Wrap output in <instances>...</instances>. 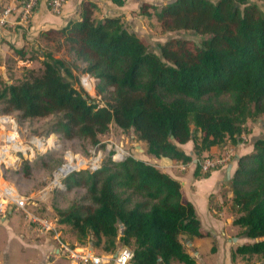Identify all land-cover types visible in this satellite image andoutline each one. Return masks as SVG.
Instances as JSON below:
<instances>
[{"label":"trees","instance_id":"16d2710c","mask_svg":"<svg viewBox=\"0 0 264 264\" xmlns=\"http://www.w3.org/2000/svg\"><path fill=\"white\" fill-rule=\"evenodd\" d=\"M108 1L122 7L126 0ZM141 8L143 16L154 11L163 33L191 31L203 39L199 44L169 39L157 46V55L120 16L95 19L96 4L82 1L78 20L39 36L61 41L82 64V73L95 79L99 100L82 87L77 91L72 65L46 53L41 69L26 70L22 80L8 85L0 79L1 114L15 113L22 120L54 117L47 134L91 146L114 125L132 131L146 155L181 164L202 154L213 157V148L241 144V134L249 132L247 120L264 115V12L247 0H174ZM11 50L29 60L24 49ZM189 141L191 155L180 148ZM22 165L28 177L30 168L26 161ZM229 183L233 225L250 240L235 254L264 259V139L238 157ZM64 185V192L83 191L58 214L78 245L92 242L106 254H114L118 245L128 248L130 264H195L181 242L203 236L193 205L180 184L153 165L131 156L108 160L96 171L67 176Z\"/></svg>","mask_w":264,"mask_h":264},{"label":"crops","instance_id":"0c3cea01","mask_svg":"<svg viewBox=\"0 0 264 264\" xmlns=\"http://www.w3.org/2000/svg\"><path fill=\"white\" fill-rule=\"evenodd\" d=\"M22 1L0 0V13L4 9L18 11L17 9H19ZM82 1L95 3L98 10H101L103 6L111 9L115 6L108 0H67L59 15H53L48 11L46 1L39 0L32 14L26 20H22L15 11V13H12L9 23L0 27V53L7 50L8 47L26 51L28 45L31 44L33 39H37L40 33L61 29L70 21L78 20V7ZM242 144L235 147L236 153H233L231 161L226 166L210 172L207 178H194L193 172L187 167L185 168L186 171L181 172L179 167L183 164H176L167 158H154L146 155L144 153L145 144L140 143L135 147L138 158L144 156V159L140 160L153 165L159 171L176 180L180 184L183 197L193 205L200 222V232L203 236L188 239L189 241L186 242L188 248L185 249L194 259L195 264H219L218 260L221 262L220 264H232L231 250L234 246L233 243L237 241L241 245L249 242L239 232L235 234L238 227L233 225L234 217L232 213L228 214L219 205L215 211L211 205V200H215V195L221 185L231 178L238 157L252 151L253 146H250V142L246 140ZM189 145L190 143L187 142L181 145L180 148L186 154L191 155V150H188V148H191ZM184 146L189 147L184 149ZM229 166L228 177L227 168ZM226 183L223 184L224 189L227 192V198L231 199V190L226 187ZM184 189L187 191L184 192ZM18 193L21 194L19 191ZM47 196L44 198L45 200ZM41 202H38L35 207H29L28 213L9 209L4 217H0V264H78L63 255L61 244L68 247L82 246H79L73 237L72 242L64 239L62 235L63 227H67L71 232L72 230L70 227L60 224L56 219L57 216L56 218H49L51 213L42 212V207L45 209H48V207L42 205ZM29 214L46 220L49 229L43 231L37 225L32 224ZM212 247H214V251H212ZM85 248L95 254L91 242H88ZM189 249H193L192 253ZM171 264L178 263L173 262Z\"/></svg>","mask_w":264,"mask_h":264},{"label":"rangeland","instance_id":"374dc122","mask_svg":"<svg viewBox=\"0 0 264 264\" xmlns=\"http://www.w3.org/2000/svg\"><path fill=\"white\" fill-rule=\"evenodd\" d=\"M211 2H216V0H210ZM174 0H126L122 7L113 6L114 8H106L103 6L101 10H96L95 14L93 15L95 19H101L105 17L111 16H120L121 20L124 22L125 27L128 31L133 32L136 36L141 40V42L146 46L149 52L155 53L158 55V45L165 43L167 40L176 38V39H186L193 41L197 44L201 42L203 37L191 32V31H173L169 33H163L159 26V23L156 21L154 16V11L147 9L146 15L143 16L141 14L142 5L147 4L151 6H156L157 8H161L162 6L172 3ZM247 5H255L259 8L262 12H264V0H247ZM242 9V7H241ZM106 14V15H104ZM57 26V25H56ZM60 47V48H58ZM11 49L9 48L4 52L0 53V79L1 81L5 82L6 84H11L22 80L26 74V70H39L41 69L42 65L41 62L43 60V56L46 53L52 54L55 58H63L65 59L70 65L73 67V73L77 78L78 84L76 87H82V89L92 98L99 100L95 97L94 93V85L95 81L91 82L92 92L86 90L81 83L83 77L88 76L87 74L82 73L81 68L83 67L82 64L76 63L72 60V57L66 53L64 48L61 47V41L58 40L56 37L52 39H45L39 36L37 39H33L31 44L28 45L25 54L26 59L29 60H21L18 58ZM21 50V49H18ZM94 79L92 77H89ZM101 104V103H99ZM2 106L0 104V110ZM5 114H1L0 116H4ZM14 118L16 129L20 137L24 140L31 139L32 137H46L48 134L46 133L49 127L55 122L54 117L48 118H40V119H32V120H22L18 117L17 114H8ZM245 128L249 131L248 133L241 134L242 143L250 142V146H253L254 142L259 139H264V115L259 116L256 120L251 121L247 120L245 124ZM198 137V134H197ZM59 138V137H58ZM61 147L53 152H46L43 156H36L33 160L22 159V161L10 170H3L4 171V178L12 183L16 189L23 195H28L33 192H38L44 188L49 183V179L51 177V173L53 172L54 168L56 167L57 161H62L63 153L66 150H69L73 153H79L82 155H87L88 151L91 150L92 146L86 142L81 140H72V141H63L59 138ZM99 141L103 142V145L107 146H120L122 145V149L124 153L130 154L131 157L135 159H144V156H141L140 159L138 158L137 151L135 147L138 145L144 144L143 142H139L136 139V136L132 131L121 132L118 130L114 125H111L109 131L106 135L99 138ZM192 154V142L189 141ZM102 145V146H103ZM239 145V144H238ZM237 145V146H238ZM243 145V144H242ZM189 146H184L186 149ZM235 146V147H237ZM235 147H228L225 149L213 148L211 149L210 153L213 157L208 159L210 160H217L221 161L223 159L224 163L218 166H214L212 170L209 171L201 169V163L206 158L205 154H202L203 157L200 159L193 158V161L188 164H183L179 168L181 172L186 171V167L190 169L193 173L195 171L198 172L199 175H203L204 173H210L216 169L223 168L226 166L232 159L233 153H236ZM253 148V147H252ZM104 151V149H103ZM250 153V152H249ZM248 154V153H247ZM104 156L107 157L106 152L104 151ZM103 156V158H104ZM26 161V165L30 168L29 176L25 177L22 171V164ZM107 158L105 162H107ZM181 164V163H176ZM232 177V176H231ZM195 178V177H194ZM198 178V177H197ZM230 179L226 183V187L231 190L230 188ZM224 182V183H225ZM223 183V184H224ZM221 185L219 191L215 195V200H211V205L214 207L216 211V207H223L228 214L232 213L233 217H236V214L231 212V199L227 198L226 191L224 189V185ZM187 190L184 189V192ZM47 199L41 200L42 205L48 207L45 209L42 207L44 213H51L49 218H57L60 212H64L68 209V206L73 200H77L83 194L82 190H72L71 192H64L63 190H51L50 192L47 191ZM185 196V194H184ZM232 196V195H231ZM228 199V200H227ZM44 201V202H43ZM48 217V216H47ZM241 234L240 228H238L235 234ZM62 235L66 241L72 242L75 236L67 227H63ZM187 238H181V242L183 243L185 248L188 243ZM250 242V240H248ZM92 243V242H91ZM233 248L231 250V263L232 264H264V259L260 258L256 255H249V256H239L235 254L234 247H237L239 243L235 241L233 243ZM83 248L87 247L85 245H79ZM94 248V247H93ZM123 249L121 246H117L115 253ZM128 249V248H127ZM96 255L106 254L101 251L99 248H94ZM130 250V249H128ZM192 253L193 249H189ZM114 253V254H115ZM108 254V253H107ZM113 254V255H114ZM109 255V254H108ZM219 264L221 263L219 260L217 261ZM108 264H113L112 262Z\"/></svg>","mask_w":264,"mask_h":264},{"label":"built area","instance_id":"2783aa9c","mask_svg":"<svg viewBox=\"0 0 264 264\" xmlns=\"http://www.w3.org/2000/svg\"><path fill=\"white\" fill-rule=\"evenodd\" d=\"M39 0H23L20 3L18 11L14 9H4L0 13V27L9 23L12 13L16 11L22 20H26L35 9ZM48 11L53 15H59L61 9L67 0H45ZM95 79L89 76L83 77L84 82L91 84ZM53 137V139H51ZM102 141L92 146L87 155L73 153L69 150L64 151L62 162L54 168L46 188L35 192L34 194L24 196L18 193L16 187L4 178V169L18 165L22 159L33 160L36 156H43L46 152H53L61 147L58 136L54 133L48 134L46 137H32L27 141L20 137L17 132L14 118L10 115L0 116V217H4L9 209L20 210L28 213L29 207L37 206V203L44 200L48 192L51 190H64V180L67 176L81 171L93 172L99 169L107 160L111 162H119L129 157L130 154L124 153L122 145L110 146L103 145ZM107 157L104 156V151ZM104 156V158H103ZM14 157L13 164L8 163V159ZM224 160H210L205 158L201 163V169L212 170L214 166L223 164ZM32 224L37 225L43 231L48 230L47 221L39 219L31 214L28 215ZM63 255L71 261L78 264H130L132 253L127 248H123L113 254L96 255L93 252L82 247H68L61 244Z\"/></svg>","mask_w":264,"mask_h":264},{"label":"bare ground","instance_id":"6f19581e","mask_svg":"<svg viewBox=\"0 0 264 264\" xmlns=\"http://www.w3.org/2000/svg\"><path fill=\"white\" fill-rule=\"evenodd\" d=\"M84 86H85V89L86 90H88L89 92H92V86H91V84L84 82ZM51 139H53V137H51ZM14 161H15L14 157H10L8 159V163L10 165L13 164Z\"/></svg>","mask_w":264,"mask_h":264},{"label":"water","instance_id":"95a60500","mask_svg":"<svg viewBox=\"0 0 264 264\" xmlns=\"http://www.w3.org/2000/svg\"><path fill=\"white\" fill-rule=\"evenodd\" d=\"M79 90H80V89L77 88V91H79ZM11 168H13V167H7V169H11ZM229 171H230V166L227 168V175H228V177H229ZM118 224H119V228H120V230H122L123 226L121 225L120 222H118ZM121 234H122V233H121Z\"/></svg>","mask_w":264,"mask_h":264}]
</instances>
